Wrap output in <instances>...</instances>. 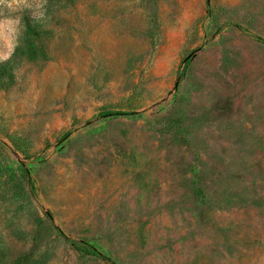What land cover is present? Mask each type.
I'll use <instances>...</instances> for the list:
<instances>
[{
	"label": "rangeland",
	"instance_id": "374dc122",
	"mask_svg": "<svg viewBox=\"0 0 264 264\" xmlns=\"http://www.w3.org/2000/svg\"><path fill=\"white\" fill-rule=\"evenodd\" d=\"M0 264H264V0H0Z\"/></svg>",
	"mask_w": 264,
	"mask_h": 264
}]
</instances>
